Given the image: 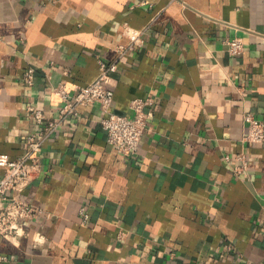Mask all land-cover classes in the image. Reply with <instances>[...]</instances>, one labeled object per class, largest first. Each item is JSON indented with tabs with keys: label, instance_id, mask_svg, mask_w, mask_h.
Instances as JSON below:
<instances>
[{
	"label": "crops",
	"instance_id": "0c3cea01",
	"mask_svg": "<svg viewBox=\"0 0 264 264\" xmlns=\"http://www.w3.org/2000/svg\"><path fill=\"white\" fill-rule=\"evenodd\" d=\"M99 60L110 109L152 100L138 149L121 154L100 105H78L42 145L19 192L39 211L0 234V264H264V139H243L245 112L264 121V0H0V153L39 127L28 104L56 117L54 86L86 84Z\"/></svg>",
	"mask_w": 264,
	"mask_h": 264
},
{
	"label": "built area",
	"instance_id": "2783aa9c",
	"mask_svg": "<svg viewBox=\"0 0 264 264\" xmlns=\"http://www.w3.org/2000/svg\"><path fill=\"white\" fill-rule=\"evenodd\" d=\"M141 31L133 29L125 44L118 46L123 53L126 48H133L139 40ZM227 52L230 55H238L244 47L241 36H231L224 39ZM114 64H108L99 60L98 74L86 84H74L67 86L60 81L53 88L62 104L56 117H47L41 109L33 104L26 107L29 115L39 124L34 131L27 132L24 139L23 152L15 157H9L0 153V164L4 171L0 176V234L12 240L23 229L22 222L32 218L39 209L20 196L36 177L41 167L40 151L44 141L60 123L77 114V106L97 102L103 110L100 118L102 128L105 130L106 140L123 155L134 154L140 144L141 136L146 128L147 106L152 102L150 97H133L129 106L131 113L116 112L110 109L114 94V85L110 70ZM34 67L29 65L25 72V81L33 83ZM246 124L243 139L249 142H258L264 139V121L257 118L251 112L243 114ZM241 164L235 165L236 170H241L245 165L243 154H238ZM80 212L87 217L85 206H81ZM6 255L0 252V260Z\"/></svg>",
	"mask_w": 264,
	"mask_h": 264
}]
</instances>
